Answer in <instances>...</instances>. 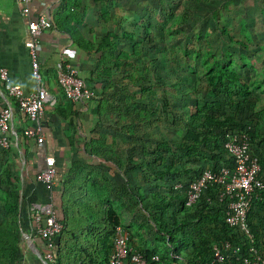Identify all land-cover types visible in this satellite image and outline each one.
Masks as SVG:
<instances>
[{
  "label": "crops",
  "instance_id": "1",
  "mask_svg": "<svg viewBox=\"0 0 264 264\" xmlns=\"http://www.w3.org/2000/svg\"><path fill=\"white\" fill-rule=\"evenodd\" d=\"M129 2L132 5V0H32L30 4L32 18L45 17L52 23V28L39 37L37 48L44 85L51 96L39 121L31 122L11 104L0 83V112L8 105L13 109L7 148L0 147L4 166L0 183L5 192L0 207V227L17 236L18 264H104L110 239L103 241L101 249L98 239L107 232L103 207L133 247L148 251L136 234L142 228L136 208L148 218L136 192L145 201V208L153 203L152 190L175 193L177 182L171 183L174 177L171 180L168 176L166 181L164 177L152 175L155 172L150 157L152 143L142 140L139 143L143 144L137 147V142L125 140L128 133L124 134V129L133 123L121 114L125 102L135 99L144 109L154 105L151 94L145 97V93L140 96L129 92L130 89H147L150 85L147 76L139 80L130 76L128 84L123 86L125 91L119 92L118 87L124 84L115 78L117 73L120 76L121 68L113 65L118 48L109 56V49L105 47L117 46L120 41L127 46L134 43V33L129 32L128 26L107 16L110 12L118 13L122 4L128 7ZM96 28L100 29L99 33H94ZM27 41L21 6L14 0H0V69L7 70L9 82L19 85L25 95L36 91L25 47ZM67 66L78 70L85 84L95 92L96 99L79 104L66 100L56 76ZM188 109L192 112V106ZM184 118L175 114L165 123L177 124ZM36 127L41 128L44 135L40 144L24 136L26 129ZM173 133L179 143H183L184 128L180 133ZM160 142L157 149L166 150L165 144ZM251 150L263 157L261 147ZM176 151L185 154L179 149ZM45 157L55 160L56 175L50 191L35 180L44 169ZM156 161L161 164L160 169L169 168L163 158ZM220 161L216 166L229 164L228 159L227 163ZM184 169L178 165L170 167L172 173L185 174ZM152 179L157 181L156 185L151 186ZM188 182L182 180L179 184L185 186ZM44 204H51L57 220L64 224L62 234L53 240L51 259L46 257L49 252L46 243L34 231L31 212L33 206ZM259 217L263 218L264 214ZM261 230L264 231V226Z\"/></svg>",
  "mask_w": 264,
  "mask_h": 264
},
{
  "label": "rangeland",
  "instance_id": "2",
  "mask_svg": "<svg viewBox=\"0 0 264 264\" xmlns=\"http://www.w3.org/2000/svg\"><path fill=\"white\" fill-rule=\"evenodd\" d=\"M132 1L128 7L122 4L118 13L107 15L109 19L124 22L129 32L134 33L132 45L120 41L115 46L118 53L131 55V61L120 69V76L117 73L115 79L124 84L118 85L122 93L130 76H136L137 80L147 76L150 82L147 89H130L129 92L145 93V97L151 94L154 105L144 109L135 99L125 102L121 114L133 122L124 129V134L128 133L125 140L137 142V147L143 144L139 143L142 140L151 142L153 167L161 165L156 161L158 158H163L169 168L185 167V174L164 176L165 180L174 177L171 183L187 182L201 171L217 167L219 160L227 163L223 142L229 136L246 135L251 148L264 150V0ZM99 30L96 28L94 33ZM187 106L215 119L214 133L219 137L215 143L200 144L192 157L176 151L181 143L173 133H180L183 128L186 133L187 122L191 121ZM173 114L185 116L181 121L183 125L180 121L165 123ZM200 126L201 130L206 127ZM159 142L165 144L166 150L157 149ZM162 154L164 156H160ZM260 159L264 163V154ZM3 167L0 160V178ZM156 183L152 179L151 186ZM152 191L153 194L164 193L159 189ZM4 193L0 183V207ZM179 207H174L175 212L178 210L181 215L187 211L188 221L183 225L195 236L197 231L192 220L200 214L202 203L190 209ZM259 212L264 214V206ZM136 213L142 226L136 234L143 248L157 255L160 264H181L190 246L183 248L180 257L172 254L167 240L156 233L154 223L142 215L138 207ZM255 217V225L263 227L264 217Z\"/></svg>",
  "mask_w": 264,
  "mask_h": 264
},
{
  "label": "built area",
  "instance_id": "3",
  "mask_svg": "<svg viewBox=\"0 0 264 264\" xmlns=\"http://www.w3.org/2000/svg\"><path fill=\"white\" fill-rule=\"evenodd\" d=\"M21 6L26 19L28 41L25 43L31 62V76L36 82V91L25 95L19 85L9 82L6 69H0V83L6 97L31 122H38L51 96L44 85V76L38 60L37 48L41 34L52 28V23L45 17L32 18L30 4L32 0H14ZM57 84L63 96L71 104L96 99L95 92L90 89L78 70L71 66L58 72ZM13 117L12 105L0 112V147L7 148V132ZM24 136L43 142L41 128L26 129ZM223 149L229 161L228 165L208 168L182 186L177 183L175 192L183 193L184 207L190 209L202 199L208 206L219 204L223 208L224 224L231 230L228 238L211 245V264H264V247H258L256 234L251 228L249 213L253 210V201L264 202L260 193H264V167L261 159L252 153L248 136L233 135L223 142ZM44 169L35 177L36 182L51 190L56 175L55 160L44 158ZM213 195V196H212ZM36 235L43 240L49 252L47 259L52 258L50 252L53 240L61 234L63 226L57 220L51 204L35 205L31 209ZM263 231L259 230L260 241L264 243ZM112 248L107 264H159L160 259L152 254L146 257L133 247L119 226L112 235Z\"/></svg>",
  "mask_w": 264,
  "mask_h": 264
},
{
  "label": "trees",
  "instance_id": "4",
  "mask_svg": "<svg viewBox=\"0 0 264 264\" xmlns=\"http://www.w3.org/2000/svg\"><path fill=\"white\" fill-rule=\"evenodd\" d=\"M109 49V56H113L116 53L115 46L107 45ZM130 58L128 53L121 52L118 53L116 60L113 65L116 68L120 69L126 64L130 62ZM193 110V108H192ZM175 117V114L172 115ZM178 117V116H176ZM191 121L187 122L188 127L185 128L186 133L184 132L183 140L180 145H178V149L183 153L191 155L193 153L195 155V150L197 151L200 144H205L208 142H214L219 139L214 133L215 131V122L212 118H209L205 115V113L198 114L194 111L190 113ZM176 121V120H175ZM203 130L199 129L201 126ZM231 129V128H227ZM233 129V128H232ZM224 129L223 131H225ZM196 131V132H194ZM221 131V132H223ZM224 133V132H223ZM222 135V134H221ZM220 136V134L218 135ZM223 136V135H222ZM224 154L225 151L223 150ZM219 166V165H218ZM217 166V167H218ZM264 167V163H262ZM161 165L154 166L155 172L152 174L156 178H163L166 174H171L170 168L163 167L160 169ZM214 167V168H217ZM174 173V172H173ZM165 174V175H164ZM197 174L195 175V177ZM136 196L139 198V202L141 204L142 209L148 218L154 223L156 233L159 234L160 237H163L167 240V248L171 249V253L180 257L182 255L181 251L183 248L189 247V251L184 252L183 258L185 264H211V245L214 242H218L223 240L224 238H228L231 234V230L224 224L223 221V208L219 204H215L212 206H208L206 201L202 199L200 202L202 203V209L196 220H192L195 222L196 232L195 236H191L190 230L185 228L186 225L184 222L188 221V217L185 214L187 211H183L180 215L178 210L175 212V208L180 206L178 209H186L184 207V199L183 194H177L176 192H157L154 196L153 203H151L149 208L143 207V203L145 202L141 196L136 192ZM213 196V195H212ZM262 198H264V193H260ZM264 202L259 200L253 201V210L249 213V221L251 224V228L253 232H255V236L257 239L258 247L263 248L264 243L260 241V234L258 233L261 230V227H257L254 223L255 216H260V209H263ZM177 209V208H176ZM102 212H104L105 219L107 222V232L104 233L103 237L98 239L99 244L101 245L103 241L106 239H110V246L107 249L106 253H104V264H107V259L110 254L112 244L111 239L114 232L115 227L117 226L116 221L112 220L111 217L108 216L107 208L103 207ZM179 213V214H178ZM258 215H257V214ZM185 215V216H184ZM182 218V219H181ZM259 218V217H258ZM60 222V221H59ZM63 226L62 232L64 231V224L60 222ZM184 224V225H183ZM188 224V223H187ZM61 232V234H62ZM264 232V231H263ZM262 232V233H263ZM264 237V233H263ZM17 241V236L12 235L11 232L6 231L0 227V264H18L19 258L16 256V246L15 243ZM105 247V246H104ZM107 247V246H106ZM105 251V250H103ZM142 253L146 257H150L152 252L150 251H142ZM160 264V263H159ZM162 264V263H161ZM165 264V262L163 263Z\"/></svg>",
  "mask_w": 264,
  "mask_h": 264
}]
</instances>
